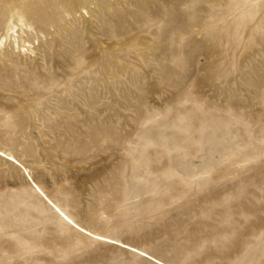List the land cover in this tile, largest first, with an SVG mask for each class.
Returning <instances> with one entry per match:
<instances>
[{
	"label": "rangeland",
	"instance_id": "374dc122",
	"mask_svg": "<svg viewBox=\"0 0 264 264\" xmlns=\"http://www.w3.org/2000/svg\"><path fill=\"white\" fill-rule=\"evenodd\" d=\"M20 2L0 264H264V0H62L52 26Z\"/></svg>",
	"mask_w": 264,
	"mask_h": 264
},
{
	"label": "bare ground",
	"instance_id": "6f19581e",
	"mask_svg": "<svg viewBox=\"0 0 264 264\" xmlns=\"http://www.w3.org/2000/svg\"><path fill=\"white\" fill-rule=\"evenodd\" d=\"M42 1L43 3L41 5L39 4L37 11L36 10L34 11V12H37L36 13L37 17L35 19H37V21H40L46 25L52 26L58 19L57 17L60 15L57 4H59L62 0H42ZM0 3H2L0 4V15L1 14L5 15L4 13H8L13 18L14 17L17 18L18 22L22 21L24 5H22L20 0H0ZM36 14H32V15L36 16ZM12 17H11V20L10 21L8 20L7 22L8 24L6 25L5 33L8 38L13 39V48H17L18 52L23 51L25 53L26 52L32 53L33 44L30 43V41L27 39L28 38L27 36L34 33V28L32 27L31 24H26L23 21L20 22L21 24L19 25L18 23H15L12 20ZM26 175L31 181L32 185L38 191V193L43 197V199L55 209V212L65 217H68V218L70 217L59 206L53 204L51 200L42 192V190L37 185L34 184L30 176L28 174ZM96 239L103 241V242L115 244L114 241L108 240L103 237H97Z\"/></svg>",
	"mask_w": 264,
	"mask_h": 264
}]
</instances>
